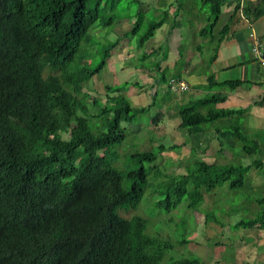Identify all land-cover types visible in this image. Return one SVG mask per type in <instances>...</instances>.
Here are the masks:
<instances>
[{
  "label": "trees",
  "instance_id": "16d2710c",
  "mask_svg": "<svg viewBox=\"0 0 264 264\" xmlns=\"http://www.w3.org/2000/svg\"><path fill=\"white\" fill-rule=\"evenodd\" d=\"M130 1L134 0H127ZM120 2L0 0V264H160L165 251L172 247L170 242L146 233V218L119 214V208L135 207L140 202L148 179L146 168L140 165L121 170L112 165V155L100 154L119 145L126 133L123 122L133 121L155 99L153 104L136 107L119 89L105 84L107 101L100 104L81 86L106 66L119 37L106 39L107 44L100 50L101 60L94 67L80 63L85 52L82 42L97 23L113 30ZM224 2L201 0L209 15L193 33L213 39V27ZM106 4L115 10L108 16L102 13ZM180 7L182 3L177 1L173 13L166 6L160 16L150 20L138 37V46L152 38L158 28L174 21ZM243 11L251 20L264 15V0L253 10L247 5ZM141 14L124 36L140 31ZM227 26L219 32L221 36ZM169 27L174 28L173 23ZM221 36L222 41L225 37ZM157 50H161L162 60L166 59L167 51L158 46L138 58L139 66L146 67V60ZM253 57L256 60L254 54ZM178 61L167 68L172 71L170 76L161 61L149 64L150 68L145 69L157 72L152 85L174 92L170 81L182 79L180 70L186 59L179 57ZM243 83V79L220 83L210 75L206 95L186 104L178 100L179 104L175 103L180 117L178 127L196 134L213 126L220 139L227 137L231 146L238 138L247 142L243 152L259 151L260 143L244 133L240 120H222L241 111L216 107L225 96L214 88L221 84L235 88ZM88 99L96 113H89ZM217 121L221 122L215 127ZM62 133L68 136L63 137ZM182 145L160 143L156 152H136L131 156L141 164H151L159 153L176 151ZM221 150L222 145L218 151ZM191 155L193 158L181 171L162 182L166 196L157 201L158 206L170 210L185 199L188 208L196 209L204 192L225 183L230 189L242 187L246 171L263 164L261 160L247 165L207 162L195 156L194 148ZM257 202L262 206L258 214L236 222V228L255 227L264 234V197ZM208 219L221 227L226 225L209 214L205 222ZM198 262L197 258L175 261Z\"/></svg>",
  "mask_w": 264,
  "mask_h": 264
},
{
  "label": "rangeland",
  "instance_id": "374dc122",
  "mask_svg": "<svg viewBox=\"0 0 264 264\" xmlns=\"http://www.w3.org/2000/svg\"><path fill=\"white\" fill-rule=\"evenodd\" d=\"M177 1L182 3L180 7L182 9L177 12L174 21L158 28L157 34L138 46V37L144 32L149 21L160 16L166 6L173 13L177 7ZM112 11L115 10L109 9L107 4L102 9V13L106 16ZM116 11L117 17L112 31L110 27L97 23L95 24L97 26L89 30L88 39L82 42L85 52L82 54L84 60L80 63L94 67L101 60L102 51L100 50L107 44L106 39L115 40L117 36L119 37V43L112 50L113 54L106 66L91 79L82 82L81 86L96 96L100 104L107 101L105 84L119 89L136 107L153 104L152 100L155 99L154 104H151L150 108L147 107L148 110L139 112L133 121L123 122L126 133L119 145L100 152L108 157L112 155V165L118 169L128 170L143 165L148 171V179L140 202L135 207L119 208V214L128 218L138 215L146 218L148 220L146 233L159 241H168L172 244V247L165 251L160 264H176V260L184 258H197L199 264H264L262 231L255 227H235L236 222L252 218L262 209L257 200L264 197V129L256 132L254 125L249 120L245 121L244 133L257 139L261 147L259 151L250 154L242 150L247 142L238 138L231 146L227 137L223 136L221 140L220 134L216 136L213 130L189 134L187 129L178 127L180 117L177 105L186 104L206 95L202 86H195L194 89L196 87L200 89L198 92L190 88V91L187 90L185 94L167 93L162 91L158 84L152 85L157 78L156 72L145 69L150 68L149 64L158 60L163 66L175 65L179 57L184 60L197 58L201 61L202 58L208 60L212 53L209 46L216 45L215 42L207 45L201 36L191 32L198 30L203 21L205 22L209 15L208 7L201 3V0H134L130 2L121 0ZM139 12H142L140 31L136 35L124 36V33L131 30ZM172 23L174 28L169 27ZM189 23H193L192 26L195 25V27ZM107 33H109L108 36ZM160 33H163V36L159 37ZM158 46L167 51L166 59L162 60L161 50H157L146 60V67L139 66L141 61L138 58ZM178 64H181L180 61ZM198 68L201 69V66L199 65ZM180 71L187 74L191 71V67L184 61ZM166 72L168 76L172 73L170 70ZM151 85L154 87L151 88ZM155 88L158 89V93L156 98H153ZM182 94L185 96H181ZM88 100L89 113H96V107L91 104V99ZM95 119L96 117L93 120ZM240 119L243 120L244 116ZM62 136L68 135L62 133ZM226 136L232 138L230 133H226ZM160 143L183 145L176 151L167 150L159 153L155 161L151 163L156 167L150 166L151 164L147 161L141 164L131 156L136 152H156L157 145ZM221 145L222 150L218 151ZM191 148L195 149V156L207 162L247 165L255 160H261L263 164L251 166L246 171L245 184L242 187L230 189L225 183L209 192H204L203 201L196 209L188 208L185 199L170 210L158 206L157 201L166 196V193H162V182L170 179L169 177L181 171L190 162L193 158ZM124 186L126 187L127 183H124ZM208 214L226 225L221 227L212 219L205 222Z\"/></svg>",
  "mask_w": 264,
  "mask_h": 264
},
{
  "label": "crops",
  "instance_id": "0c3cea01",
  "mask_svg": "<svg viewBox=\"0 0 264 264\" xmlns=\"http://www.w3.org/2000/svg\"><path fill=\"white\" fill-rule=\"evenodd\" d=\"M260 1L261 0H225L222 5L220 16L213 27L215 36L213 39H202L207 45L211 42H215L214 44H216L214 46H209L210 50H212L209 59L206 60L202 58V61L199 58L193 60L187 59L186 63L191 67V71L187 74L181 73V77L188 82L189 89H194L195 86H202V90L206 93H208V90L205 85L208 83V77L210 75L220 83L233 79L245 80V83L235 88H229L223 84L214 88L213 91L225 96V100L217 103L216 107L237 109L239 111L244 110L243 112L233 115L230 119L222 120L225 122L228 120H240L243 126L246 124L245 121L249 120L250 123L254 125L256 132L264 129V66L257 63L250 47L252 46V35H255L264 49V15L251 20L244 13L243 8L250 5V9L253 10ZM203 24L204 21L202 26ZM226 24H228L227 31L221 36L222 34L219 32L222 31V28ZM164 25H168V23ZM158 30L155 34H157ZM191 32H193V30ZM160 36H163V33H160L159 37ZM175 36L176 33L174 31V37ZM220 36L225 38L221 41L219 39ZM199 65L201 69L198 68ZM161 66L165 68V70L173 67L167 64L166 66L161 64ZM194 90L198 92L200 89L196 87ZM256 101H262L263 104L260 105L255 103ZM203 111H206V109ZM241 116H244L243 120L240 119ZM221 121H217L215 125L219 124ZM211 130L215 132L213 126H210V128L202 132L206 133ZM215 135L217 136L216 132Z\"/></svg>",
  "mask_w": 264,
  "mask_h": 264
},
{
  "label": "built area",
  "instance_id": "2783aa9c",
  "mask_svg": "<svg viewBox=\"0 0 264 264\" xmlns=\"http://www.w3.org/2000/svg\"><path fill=\"white\" fill-rule=\"evenodd\" d=\"M252 51L256 60L264 66V50L260 45L258 38L255 35H252ZM172 83L171 89L174 92L181 93L183 91L189 90V85L186 83L184 79L180 80H171Z\"/></svg>",
  "mask_w": 264,
  "mask_h": 264
}]
</instances>
